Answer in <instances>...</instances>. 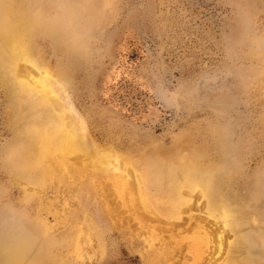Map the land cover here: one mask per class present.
Instances as JSON below:
<instances>
[{"label":"rangeland","instance_id":"rangeland-1","mask_svg":"<svg viewBox=\"0 0 264 264\" xmlns=\"http://www.w3.org/2000/svg\"><path fill=\"white\" fill-rule=\"evenodd\" d=\"M8 1L12 17L32 23L30 60L65 87L88 148L117 154L150 188L194 162L211 184L209 210L239 215L248 258L264 264V48L246 39L241 19L247 14L250 32L264 37V0H75L70 19L56 0H0V25ZM9 58L0 44V251L28 248L45 228L52 245L42 264H197L194 227L217 232L194 207L197 192L179 220L163 210L151 219L128 204L131 191L122 194L128 175L118 185L112 174L92 175L82 170L83 154L70 158L80 170L73 175L57 159L52 177L25 164L38 158L35 124L49 115L14 88ZM150 232L163 253L148 249Z\"/></svg>","mask_w":264,"mask_h":264},{"label":"bare ground","instance_id":"bare-ground-1","mask_svg":"<svg viewBox=\"0 0 264 264\" xmlns=\"http://www.w3.org/2000/svg\"><path fill=\"white\" fill-rule=\"evenodd\" d=\"M10 2L11 1L5 2L1 7L2 12L7 15L8 21L5 19L0 25V44L4 53L10 55L8 64L16 70V84L14 88L16 89L18 87L21 88V90H27L30 94L29 99H27L28 105L39 109L40 112L41 110L48 109L45 111V114L49 115L48 120L42 121L41 125L38 123L35 124L37 129L41 126L36 134L40 140L38 158L27 156L25 157V164L28 166L37 165L41 177H52L57 176L58 174L55 175L54 171L49 167V161L50 159H57V164L55 162V165L59 167L57 169L61 168L64 172H68L69 169H71L70 173L73 175L80 170H77V167L75 168L72 164H69L70 158L72 159L74 154H83L82 156L87 160L85 163H82L85 166L82 170H88L92 175L112 174L110 177L114 180L113 183H117L122 174L124 176L128 175L127 182H124V185L126 183L127 186L125 185L122 194L125 190L128 192L131 191L129 193V195H131H127V198L125 197L126 200L131 197V200L129 199L131 204L129 202L128 204L131 205L132 208L135 207L138 209L133 210L139 211L144 217L148 215L151 219V216L157 218L161 213L159 210H163L171 219L179 220L183 212L189 213L191 209V200L193 198L192 194L193 192H197L199 200L202 202L197 203L194 207H196L198 211L199 209L201 211L204 210V215L207 217H212L213 222L210 224H212L213 227H216L217 232L212 237V231L209 230L210 227L208 228L206 226L208 229L203 225H197L194 227L193 235L189 236L192 242V244H190L192 247H190L194 252V254L191 255L193 262L195 261L198 264L206 258V261H208L209 264H252L244 250L243 240L245 236L237 225L238 218L240 217L236 216L239 215L234 214L233 216L230 210H227L222 206H215L213 209L211 208L209 210V205L212 204V199L209 198L211 184L205 176L197 171L198 167L196 168L197 165L195 166V164H193L194 162H185L183 165L179 164V166H183H180L181 168H179V172L174 171L172 173H167L163 176L165 177L163 180H160L155 187L151 186L150 188V186H148V179L143 177V175L134 176L133 173L130 174L129 169L127 168L129 164L124 162L117 154L107 152L105 149H100V147L99 149L95 148L93 150H90V147L88 148V142L86 143L85 136L82 132V127L84 125L76 116V112L72 110L71 104L64 93V86H62V84L56 79L52 78L44 67H41L35 64L34 61L30 60V51L25 46V41L31 36L33 25L27 18L25 19L22 16L12 17L13 8L12 3ZM9 21H13L12 23L15 25H7ZM4 60L6 61L7 59L4 58ZM21 63L24 64L20 66ZM37 124L39 126H37ZM32 143H34V141H32ZM90 151L93 152L90 153ZM78 156L81 155H77V157ZM74 164L76 163L74 162ZM131 171L133 172V168ZM171 178H175V181H166ZM63 179V176L58 178V180L61 181ZM82 193L83 192H81L79 196H81ZM149 193L154 194L152 195V198ZM150 198L151 201H149ZM194 207H192V209H194ZM173 212L174 214H171ZM88 224L92 230H95L91 221L88 222L87 225ZM219 224L221 225L218 228ZM42 230V232L40 231V233L37 234L33 232V243L30 245L28 244V248L21 247L17 252H6L4 249L3 251H0V264H33L36 262L37 264H42L48 258L49 247L52 245V241L49 239L47 240L44 236V234L47 235L48 233L47 229L43 228ZM227 231L234 234V241L231 240L233 235L229 237L226 236ZM149 235L151 236L148 237V249H155L157 252L163 253L161 252L162 250H159L158 248L156 249V236L153 233ZM38 236H43V239L40 240V244L39 241L37 242V240H39V238H37ZM97 237L99 238L98 235ZM191 242L189 241V243ZM37 243L39 244L37 253L30 258L29 250H31L33 246H36ZM211 244L213 246V251H210L212 248ZM161 245H163V243ZM205 254L207 255L204 256ZM208 256L210 258H208Z\"/></svg>","mask_w":264,"mask_h":264},{"label":"clouds","instance_id":"clouds-1","mask_svg":"<svg viewBox=\"0 0 264 264\" xmlns=\"http://www.w3.org/2000/svg\"><path fill=\"white\" fill-rule=\"evenodd\" d=\"M74 3L75 0H56V7L58 12L63 13L66 18L70 19L71 10ZM241 19L245 28L246 39L256 48H264V37H256L250 32L252 21L248 15H242ZM261 54L264 55V52Z\"/></svg>","mask_w":264,"mask_h":264}]
</instances>
